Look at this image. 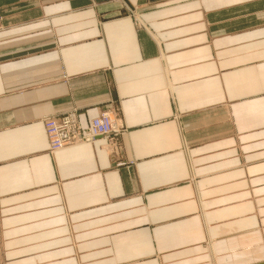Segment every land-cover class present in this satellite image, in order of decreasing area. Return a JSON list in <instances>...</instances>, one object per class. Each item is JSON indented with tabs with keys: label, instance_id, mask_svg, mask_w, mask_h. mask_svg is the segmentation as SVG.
Masks as SVG:
<instances>
[{
	"label": "crops",
	"instance_id": "1",
	"mask_svg": "<svg viewBox=\"0 0 264 264\" xmlns=\"http://www.w3.org/2000/svg\"><path fill=\"white\" fill-rule=\"evenodd\" d=\"M0 264H264V0H0Z\"/></svg>",
	"mask_w": 264,
	"mask_h": 264
},
{
	"label": "built area",
	"instance_id": "2",
	"mask_svg": "<svg viewBox=\"0 0 264 264\" xmlns=\"http://www.w3.org/2000/svg\"><path fill=\"white\" fill-rule=\"evenodd\" d=\"M116 113L102 111L91 119L88 127L82 129L74 116L45 117L43 125L48 140L49 151L59 150L92 143L97 138H116L122 133V127L115 122Z\"/></svg>",
	"mask_w": 264,
	"mask_h": 264
},
{
	"label": "rangeland",
	"instance_id": "3",
	"mask_svg": "<svg viewBox=\"0 0 264 264\" xmlns=\"http://www.w3.org/2000/svg\"><path fill=\"white\" fill-rule=\"evenodd\" d=\"M108 111H109V110H108ZM42 122H43V120H42ZM43 126H44V125H43ZM44 131H45V130H44ZM45 136H46V134H45ZM46 139H47V137H46ZM111 139H113V138H111ZM47 142H48V140H47ZM76 147H77V146H76ZM69 148H73V147H69ZM62 150H63V149H62ZM48 151H49V145H48ZM59 151H60V150H59ZM49 153L52 154V152H50V151H49Z\"/></svg>",
	"mask_w": 264,
	"mask_h": 264
}]
</instances>
